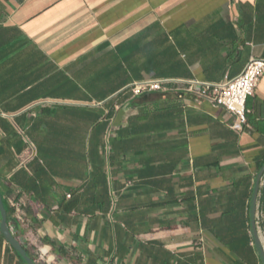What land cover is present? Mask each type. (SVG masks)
Returning a JSON list of instances; mask_svg holds the SVG:
<instances>
[{
	"label": "crops",
	"instance_id": "crops-1",
	"mask_svg": "<svg viewBox=\"0 0 264 264\" xmlns=\"http://www.w3.org/2000/svg\"><path fill=\"white\" fill-rule=\"evenodd\" d=\"M253 58L264 60V0H0V189L28 254L263 264L250 206L264 166V76L242 132L196 95L129 92L144 81L223 84ZM17 128L37 148L27 169ZM257 217L264 237V179ZM0 264H26L1 231Z\"/></svg>",
	"mask_w": 264,
	"mask_h": 264
},
{
	"label": "built area",
	"instance_id": "built-area-1",
	"mask_svg": "<svg viewBox=\"0 0 264 264\" xmlns=\"http://www.w3.org/2000/svg\"><path fill=\"white\" fill-rule=\"evenodd\" d=\"M264 76V60L253 58L243 74L232 81L223 84L211 85L200 84L198 82H181V81H144L134 84L129 92L134 97L143 94L167 93L172 90L184 91L191 95H196L202 101L214 108H223L234 117V123L231 128L235 131L242 132L247 125V101L254 95L260 80ZM53 102H43L42 107L53 105ZM23 137L26 144V150L22 155L19 165L21 168L27 169L28 163L37 157V148L34 142L26 135L25 131L20 128L16 129ZM114 127L111 126L106 133L105 151L107 154L111 151V136ZM68 199L71 195L67 196ZM111 213L116 210L118 203V195L115 191H110ZM110 215L108 216H111ZM39 258L45 264H53L48 253L39 250Z\"/></svg>",
	"mask_w": 264,
	"mask_h": 264
},
{
	"label": "water",
	"instance_id": "water-1",
	"mask_svg": "<svg viewBox=\"0 0 264 264\" xmlns=\"http://www.w3.org/2000/svg\"><path fill=\"white\" fill-rule=\"evenodd\" d=\"M264 179V166L260 169L256 179L255 186L252 193V200L250 206V225L251 236L254 245L258 251L260 259L264 264V237L260 232L257 224L258 214V197L260 192L261 182ZM0 231L5 237L8 244L14 249V251L21 257L26 264H38L29 254L22 243L13 234L9 225V214L5 206L4 197L0 189Z\"/></svg>",
	"mask_w": 264,
	"mask_h": 264
},
{
	"label": "trees",
	"instance_id": "trees-1",
	"mask_svg": "<svg viewBox=\"0 0 264 264\" xmlns=\"http://www.w3.org/2000/svg\"><path fill=\"white\" fill-rule=\"evenodd\" d=\"M6 208H7V206H6ZM7 209H8V208H7ZM8 213H9V220L11 221V211L8 210Z\"/></svg>",
	"mask_w": 264,
	"mask_h": 264
}]
</instances>
